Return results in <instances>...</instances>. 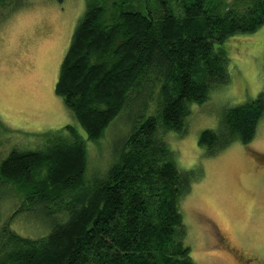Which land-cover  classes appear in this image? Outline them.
Segmentation results:
<instances>
[{
	"label": "trees",
	"instance_id": "obj_1",
	"mask_svg": "<svg viewBox=\"0 0 264 264\" xmlns=\"http://www.w3.org/2000/svg\"><path fill=\"white\" fill-rule=\"evenodd\" d=\"M135 1L89 6L60 66L55 93L86 138L67 125L44 148L0 161L1 194L18 201L0 216V264H195L181 208L195 179L168 137L228 84L217 46L264 25V0H145L149 14L124 8ZM121 115L112 164L88 179L86 142L100 143ZM263 117L264 90L227 108L199 145L210 157L248 146ZM24 213L40 236L18 234Z\"/></svg>",
	"mask_w": 264,
	"mask_h": 264
},
{
	"label": "rangeland",
	"instance_id": "obj_2",
	"mask_svg": "<svg viewBox=\"0 0 264 264\" xmlns=\"http://www.w3.org/2000/svg\"><path fill=\"white\" fill-rule=\"evenodd\" d=\"M104 3L109 2L8 0L0 7V161L14 150L44 148L65 134L67 125L86 138L55 86L77 24L89 6ZM124 8L150 12L145 0ZM218 47L226 60L228 84L212 92L204 105L191 107L184 135L168 137L177 167L195 179L181 204L184 242L195 264H264V117L248 146L236 142L210 157L199 145L202 132L218 130L227 108L250 103L264 90V25ZM121 119L122 115L100 143L86 142L88 179L112 164ZM14 202L18 201L13 196L0 198L1 217ZM23 215L13 222L18 234L40 236L39 222Z\"/></svg>",
	"mask_w": 264,
	"mask_h": 264
}]
</instances>
